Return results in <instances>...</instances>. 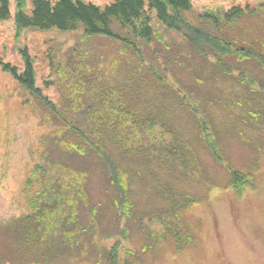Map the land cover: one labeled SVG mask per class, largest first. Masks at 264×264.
Wrapping results in <instances>:
<instances>
[{
	"label": "rangeland",
	"instance_id": "374dc122",
	"mask_svg": "<svg viewBox=\"0 0 264 264\" xmlns=\"http://www.w3.org/2000/svg\"><path fill=\"white\" fill-rule=\"evenodd\" d=\"M19 1L0 21V57L23 72L26 50L57 110L0 67V264H112L113 252L117 264H264V0H191L188 21L230 43L222 66L148 9L155 36L138 40L139 51L86 37L83 26L18 34ZM24 1L31 14L34 0ZM233 7L245 16L223 18L220 30L200 19ZM114 89L159 115L140 130L141 154L132 143L116 149L125 195L91 147L68 149L73 121L110 112ZM43 167L56 178L68 167L79 180H61L62 199H41L37 210Z\"/></svg>",
	"mask_w": 264,
	"mask_h": 264
},
{
	"label": "trees",
	"instance_id": "16d2710c",
	"mask_svg": "<svg viewBox=\"0 0 264 264\" xmlns=\"http://www.w3.org/2000/svg\"><path fill=\"white\" fill-rule=\"evenodd\" d=\"M192 8L191 0H115L104 8L83 0H58L56 3L50 0H34L30 14L25 1L20 0L14 15V22L18 34L28 29L50 30L56 28L61 31H77L80 26H83L86 37H111L127 44V50L139 51L136 43L138 40L142 39L151 43L155 36V30L151 26L152 19L147 12L148 9L151 12H156L158 20L168 29L183 35L200 54L214 55L218 64L221 65L223 56L226 57L231 52H229V48L227 49L230 47V43L211 34L203 27L192 25L185 17V13L190 12ZM244 16L243 8L233 7L223 15L208 12L202 15L200 19L203 23L220 30L223 18L227 21V25H233ZM11 18L10 0H0V21H7ZM114 21L119 24L121 30L128 33H116L112 28ZM22 54L25 62L23 72L17 66L5 62L1 57L0 67L47 106L57 110L54 104L50 103L43 95L42 89L37 86L34 61L26 50ZM245 55V58L251 56L250 53ZM111 95L113 101L108 106L110 112L107 111L97 117H83L81 121H73L75 124L72 126L73 130L70 131L68 149L84 153L81 145L91 147L94 150L91 152V157L104 161L105 167L110 170L113 182L125 195L128 193V186L125 181L127 169L120 164L122 162L119 161L121 159H119V155L117 156L116 149L119 148L126 152L129 144L132 143L133 156L139 154V150L142 148V138L145 137L140 130L146 129L144 132H148L149 129L156 126L159 122V115L156 116L158 112H154L153 109L149 110L147 106L146 111L142 110V105L138 103L134 93L130 100L128 95L121 93L119 89H114ZM128 100L129 102H127ZM67 111L71 112L72 108L67 107ZM148 153L151 154V152ZM149 155L150 158L151 155ZM58 168H51L54 171L60 169L57 178L44 174L46 168H41L43 171L41 177L44 178V181L39 182L42 185V189L36 197L39 202L37 200L31 201L33 208L40 209L41 199L44 202H59L65 192L61 180L66 182L69 177L79 180V177L68 170V167ZM233 175L234 180L241 177L246 178L238 173ZM70 186L67 187L66 185L67 188ZM82 193L81 190L80 194ZM56 196H58V200L53 201L57 198ZM43 207V212H45L46 206ZM35 217L34 215L30 219ZM36 218L41 220L40 216ZM112 264H117L115 252L112 253Z\"/></svg>",
	"mask_w": 264,
	"mask_h": 264
}]
</instances>
